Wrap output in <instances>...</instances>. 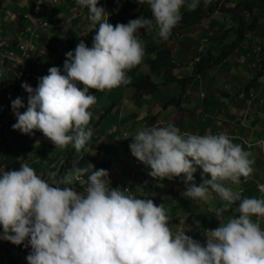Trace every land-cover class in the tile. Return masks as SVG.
Masks as SVG:
<instances>
[{
  "label": "clouds",
  "instance_id": "obj_1",
  "mask_svg": "<svg viewBox=\"0 0 264 264\" xmlns=\"http://www.w3.org/2000/svg\"><path fill=\"white\" fill-rule=\"evenodd\" d=\"M107 1L109 10L105 9L103 3H108L103 0H75L82 10L88 9L89 18L96 27L95 35L86 31L92 46L85 37L77 36L79 30H70L65 36L67 58L63 70L55 66L49 68L48 75L38 78L36 88L27 82L21 85L29 94L26 111H20L25 105L19 97L11 98L10 105L4 109L0 107V133L7 131L4 132L5 142L16 143L17 138L25 141L20 144L23 163L19 170L0 166V239L20 245L10 247L8 261L4 259L6 254L1 253L0 264H20L22 261L28 264H264V231L259 223L264 219V198L241 200L237 192L223 183L231 181L238 185L242 177L247 179L253 174L254 161L250 153L233 143L226 133L181 134L178 124L160 120L161 115L179 109L187 87L199 73L214 65L204 57L213 55L217 58L221 51L227 53L219 45V37L222 30L237 20L228 15L224 25L209 28L207 25L213 24L214 12L206 8L209 0L202 3L201 0H136L141 5L146 3L150 9L127 24L113 25L111 21L122 22L129 16L137 17L140 10L128 8L133 0ZM227 1L221 0L220 3L227 4ZM200 8L204 12L200 21L178 25L185 12L192 14ZM45 9V4L36 3L31 12H44ZM147 14L153 18H145ZM253 15L259 17L260 24L264 23V12L257 9ZM22 18L31 44H50L51 40L42 38V35L49 28L60 32L64 26L60 21H44L36 28L26 21L29 18L27 14ZM184 26L201 28L207 45L200 44L207 54L198 60L185 54L183 59L169 63L170 51L177 48L173 46L177 41H172L171 37ZM141 29L148 30L142 37ZM153 31H157L164 41L143 44L141 40ZM91 35L92 39L89 38ZM70 38H77L75 46H70ZM170 41L173 43L169 44ZM252 41L260 45L255 47L258 53L261 44L248 37L239 50L253 46ZM29 43L14 45L15 50L20 51L18 60L14 59L13 52L9 53L17 65L25 62L26 69H29V64L24 59L33 53ZM150 45L161 47L169 54L161 59L158 52L150 50ZM39 49L42 50V46L38 45L36 54H40ZM15 55L18 56V52ZM145 56L148 61L144 66L150 72L144 75L138 71L137 81L129 78L127 71L141 64ZM46 61L47 58L42 60V66ZM202 62L208 67L197 71ZM187 65L193 69L191 74L183 71ZM26 75L23 70L17 77ZM147 78L153 84L147 86ZM188 78L191 79L183 81ZM11 85L6 84L7 87ZM128 86L133 87L132 94L124 95L119 104L113 101L112 106L115 104L116 114L121 120V107H130L134 118L133 123L127 124L133 135L117 134L114 127L107 135L94 132L102 123L100 121L112 113H104L109 110L104 108L97 119V114L89 111L99 99L90 90L103 92L123 88L122 91L128 92ZM156 94L162 98L155 97ZM132 97L142 99L143 107L127 103L125 98ZM11 107L16 117L11 113ZM139 114L143 118L136 121ZM91 116L95 119L91 121L92 125L99 121L92 128L87 127ZM99 137L108 139L110 145L106 147L101 142L98 147L94 143L86 146L90 140ZM45 139L47 144L51 141L56 148L67 147L65 155L48 164V180L38 176V171L28 164L40 157L43 148L39 142L45 143ZM120 142H125V146ZM30 143L33 147L28 149ZM98 149L102 151L101 158L94 154ZM87 153L99 162H106L108 172L96 170L91 163L78 168L80 159ZM113 167L119 168L121 173L112 176L110 171ZM144 167L150 171V176L158 179L154 185H145ZM84 176L87 177V186L82 183L81 177ZM166 179H175L176 184L168 185ZM74 184L76 190L71 187ZM184 187L186 190L183 192ZM159 189H172L175 194H159L156 191ZM257 189L264 195V181L257 185ZM212 192L219 195V202L221 199L224 201L226 209L239 201L238 215L227 222L220 220L216 229L206 230V242L204 240L202 244L183 232V225L189 223L182 222L180 216L187 218V215L175 213L170 217L171 211L178 210L170 204L179 201L181 195L188 200L207 201ZM253 217L257 220L254 221ZM195 223L199 226V221ZM26 241V246H30L28 251L25 250ZM23 252H26V257Z\"/></svg>",
  "mask_w": 264,
  "mask_h": 264
},
{
  "label": "crops",
  "instance_id": "obj_2",
  "mask_svg": "<svg viewBox=\"0 0 264 264\" xmlns=\"http://www.w3.org/2000/svg\"><path fill=\"white\" fill-rule=\"evenodd\" d=\"M57 1H60V4ZM202 2L203 0H201V3ZM36 3L45 4V11L32 13L31 8ZM213 3L214 0H209L208 4ZM223 13L226 15L222 16L221 14ZM24 14L29 16L26 20L30 23L29 25H36V28L44 21L50 23L52 21H60L64 25L63 30L59 32V29L49 28L47 33L42 35V38L51 40V45L47 42L42 45L40 43L31 44V42L29 43L31 39L25 32L23 26L26 24V22H24L25 19L22 18ZM228 15L229 14L223 11H214L212 14L213 24H217V27L221 24L224 25V22L229 18ZM218 18H223L224 21H221L219 24ZM85 19L87 21H85ZM85 23H87V25H85ZM95 28V25L89 18L87 9L82 10V8L75 3V0H0V107L4 109L10 105L11 98L15 100L19 97L23 100L25 105L20 111H26L29 94L21 85L27 82L30 86L36 88L39 83L38 78L48 75L49 68L55 66L63 70L66 57L65 50L67 48L65 39L67 32L70 30H79L80 33H78L77 36L81 39L85 37L88 41V33L95 35ZM37 32L39 33V29H37ZM176 34H178V37L194 36V38H196V44H192L190 48L185 47L184 49L189 58H194L195 54H198L199 57L196 58V60H198L203 54H207V50H204L205 48H202L200 44H206V42L202 37V31L199 26H196L195 29L184 26L183 29L180 32L177 31ZM247 37L248 39H254L253 34ZM89 38L92 39V35L89 36ZM180 39L181 37L177 40ZM77 41V38H70V46H75ZM28 43L31 44L28 45V47L33 53L30 58L24 59V61L29 64V69H26L24 68L25 62L23 65H17V62L10 57L9 53L13 52V57L15 56L14 59L18 60L20 51H16L14 45H27ZM88 43L91 47L92 43L89 41ZM38 45L42 46V50L39 49L40 54L35 53ZM195 45L198 46L195 47ZM173 46H177V44H173ZM250 49L251 47H245L233 53L235 57L231 60L230 66H225V64L228 63L226 62L229 59L228 57L227 60L221 62L219 65H213L203 71L204 76H201V73H199L183 94L179 109L172 113L168 111L164 116L161 115L160 117L162 122L166 123L167 121L178 124L181 128V134L191 133L203 136L206 134L217 135L226 133L230 139H232L233 143L241 145L245 151L250 153V158L254 161L252 165L254 168L253 174L247 179L242 177L238 185L233 184L231 181L223 182L225 187L231 188L234 192H237L241 200L253 197L264 198V195L260 194L257 189V185L264 181V74L261 76L258 75V59L255 57V55H257L256 49L254 47L253 50H255V52L253 55H249L247 52H251ZM17 52L18 56L15 55ZM44 58H47V61L46 64L42 66V60ZM23 70H25L28 75L24 78L17 77V74ZM8 83H12V85L7 87L6 84ZM3 85L5 86L4 90L1 89ZM114 89L115 101L120 102L122 94L119 95V92H122L121 89L123 88H119V90L118 88ZM90 92L97 96L96 98H108L106 94H104L107 93V90L103 92L90 90ZM162 96L164 97L165 94L162 93ZM155 97L162 98L159 94H156ZM103 102V106H106L105 108L110 104L107 99ZM103 106H101L100 100L98 99L89 111L92 114L96 113L98 119L101 114L100 112L104 109ZM113 106H115V104H113ZM113 106L109 110L112 114L116 115L115 117L119 122L120 119L116 114L117 109L116 107L113 109ZM11 113L14 114L12 107ZM142 118L143 116L139 114L135 120L141 121ZM93 119L94 117L91 116V120L87 127L92 124L91 121ZM106 119L109 118H104L103 121H100L102 123H100L95 130L100 127L104 128V121ZM108 131L109 130H103V135H107ZM4 132L7 131L5 130L0 133V153L10 142H5ZM46 147L47 149H43L37 160L30 161L28 164L34 170L38 168L42 173H38L37 175L40 177L43 176L45 180H48V172L46 169L48 164L55 162V160L65 155L67 147L62 149L56 148L51 141L46 144ZM210 196V200H214V209H222V203L218 201L220 199L219 195L212 192ZM238 204L239 201L234 205L238 207ZM170 205L176 209L179 207L177 203ZM181 212L183 215H186L185 213H189L191 210ZM252 219L254 221L257 220L256 217ZM185 221L189 223L188 217ZM259 223L261 230L264 231V219H260Z\"/></svg>",
  "mask_w": 264,
  "mask_h": 264
},
{
  "label": "rangeland",
  "instance_id": "obj_3",
  "mask_svg": "<svg viewBox=\"0 0 264 264\" xmlns=\"http://www.w3.org/2000/svg\"><path fill=\"white\" fill-rule=\"evenodd\" d=\"M103 1L108 3L107 0H103ZM235 1H237V0H235ZM103 4H104L105 9H108L109 3H108V5H106L105 3H103ZM87 12H89L88 9H87ZM262 20H264V18H262ZM221 21H224V19L223 18L222 19L218 18L219 24L221 23ZM85 25H87V23H85ZM207 26L209 28H211V29H216L217 28V24H211V25L208 24ZM180 37H181V39L177 40ZM171 40L172 41L173 40H177V48H176V50L170 51L171 54H170L169 58L167 59L169 63H174L176 60L183 59L184 55L186 54L185 51H184L185 47L190 48L192 44H196L197 43V40H196V38H194V36H179L178 37V34L173 35L171 37ZM141 41H142L143 44H146V42H151V41H153V42H155L157 44H160V42H163L164 40H162L157 35V31H153L150 35L147 36V38H143ZM172 41H170L169 44H172L173 43ZM252 42H251V44H253V46H251V49H250L252 53L251 52H247V54H249V55H253V53L255 52V50H253V48L257 47L259 45L256 41H252ZM245 55H246V53H245ZM197 57H199V55L195 54L194 59H196ZM234 57H235L234 54L230 55L228 61H226L228 63L225 64V66H230L231 60ZM147 61H148V57L145 56V58L142 60L141 64H139L135 68L127 71V76L129 78H132L135 81H137L138 80V74H137L138 71L141 74H144V75H145V72L149 73L150 70L148 71V67L144 66ZM189 66L190 65H187L183 69V71L185 73L191 74L193 72V69L191 67H189ZM200 75L204 76V72H202ZM132 88H133L132 86L131 87L128 86V92H126V90H123L122 92H119V95L122 94L121 98H120V101H122L124 95H128L129 93L132 94V91H131ZM114 90L115 89L107 90L106 97H108V98H105V97H103L102 99L99 98L101 106L104 105L103 101L107 99V101L110 103L108 105V109L111 108L112 102L115 101ZM125 100H127V103H129L131 105H134V106H137V107H141V106L143 107V104H142L143 102H142V99H140V98L132 97V98H129V99L125 98ZM117 104H119V102H117ZM105 107L106 106H103V108H105ZM115 107L116 106H113V109H115ZM129 108H130L129 106H124V105L121 107V115L123 117V120L120 119L119 122L117 121L116 117H112V114H108V118L109 119H106L104 121L105 122L104 128H101V127L97 128L94 132H96V133H98L100 135H103V133H102L103 130H109V129H112L114 127L113 130L117 134H119V132H124V133H127L131 137L133 135V133L130 131V126L127 124V122L128 123H133L134 115H133V113H131V111H129ZM109 111L110 110L107 111V109H106L104 111V113H109ZM98 122L99 121H95L93 123V125L90 124V128H92V126H95ZM179 130L181 131V128ZM107 141H108V139H104V137H99L97 140H90L86 146L94 143L98 147L100 145V143L102 142L103 146L108 147L110 145V143H107ZM46 144H47L46 139H45V143H42V141L39 142V146H41L45 150L47 149ZM120 144L125 146V142H120ZM100 153H101V155H100ZM94 154H99V156H98L99 158L102 157V151L100 149L94 151ZM130 154H132L131 151H130ZM53 166H54V164L52 165V167ZM35 170L40 172V170L38 168H35ZM149 172L150 171H147V168H145V167L142 169V176H143V179L146 181L145 182L146 186H149L151 184L154 185L155 182L158 180V179H155L152 176H150ZM120 173H121V171H120L119 168H114L113 167L111 169V171H110V174L112 176H113V174H120ZM37 174H38V172H37ZM159 182L162 184V181L159 180ZM165 182L168 185L176 184L175 179L174 180H167L166 179ZM71 187H74L75 190H76V184L72 185ZM185 190H186V188L183 189V192ZM213 202H214V200L211 201L210 197H209V199L207 201H199V200H192V199L188 200V199H185V197L183 195H181L180 196V200L176 201V203H177L178 206L180 204H182V205L178 207V210L171 211V212H170V209H171V207H170L169 208L170 217H172L175 213H178V215H179L180 213H182L181 211L191 210V212L185 213L187 215L188 219H189V224L188 225H183L185 227L183 232H185L186 235H189L193 239H195V240L199 241L200 243L204 244V240L206 239V236H205L206 230L216 229L217 227L220 226V223H221L220 220H222L223 222H227L229 219L233 218V216L238 215V213L236 212L237 207L234 204L231 206V208H227L226 209V208H224L225 204L223 205L224 201L221 199L222 207H223L224 210L217 212L216 209H214L215 206L213 205L214 204ZM175 216H174V219L177 220V217H175ZM180 218H181L182 222H185V219H186L185 216H184V218L182 216H180ZM196 221H199V226L196 225V223H195ZM1 230L2 229H0V234H2ZM1 242L4 245L2 244V246H0V250H1L0 254L1 253L6 254V255H4V259H5V261H8L10 259V257H9V254H7V253L9 251L10 247L11 246L19 247L20 245H15V244L11 243L10 241L0 239V243ZM205 242H206V240H205ZM24 245H25V250H27V251L30 250L29 249L30 246H26L27 245V241L25 242ZM25 253L26 252H23V255L26 257L27 255ZM20 264H28V262L27 261H22V262H20Z\"/></svg>",
  "mask_w": 264,
  "mask_h": 264
},
{
  "label": "trees",
  "instance_id": "obj_4",
  "mask_svg": "<svg viewBox=\"0 0 264 264\" xmlns=\"http://www.w3.org/2000/svg\"><path fill=\"white\" fill-rule=\"evenodd\" d=\"M221 0H218L217 2H214L213 4H207L206 8L209 12H213L216 10H220L223 12H226L231 16L233 19L235 18L237 21L236 23H231L226 30H222L220 34V41L221 43L219 44L222 46L227 53H223L224 51L220 52L219 57L217 56L214 57L213 55H208L205 56L204 59L207 60L209 63L212 62L211 64L214 65H219L222 60H224L228 55L232 54L234 51L237 49L239 50L241 43H244L245 38L248 35H252L254 37V40H257L261 44V48L257 55L258 62V68H259V73L258 75H263L264 74V23L260 24V20L258 16L253 15V11L259 10L261 12H264V0H228L227 4H221ZM128 8H130L132 11L134 9H139V14L137 17L135 15L129 16V19L123 20L121 22L114 20L111 21L110 23L113 25L123 23L127 24L130 20L132 19H137L142 16L143 11H148L150 7L145 3L144 5H141L136 2V0H133L131 4L128 5ZM192 14H189V12H185V14L182 15L183 19L178 25H184V24H190L193 22H198L202 19L203 15V10L202 8L197 9L195 11H192ZM113 13V12H112ZM127 14V13H125ZM223 15H226L223 13ZM133 17V18H132ZM145 18L152 19L153 16L147 14ZM235 26V27H234ZM234 27L233 29H231ZM155 29V28H153ZM140 37H142V34H145L146 31L148 30H140ZM257 33L259 35H257ZM162 48L157 47V46H152L150 45V50L153 52L155 51L156 53H159V56L161 59H165L167 55L169 54L168 51L166 50H161ZM148 52V51H146ZM254 57V58H255ZM154 67V66H153ZM208 67L207 64L203 65V62L199 64V67L196 68L197 71H200L202 69H206ZM191 78L183 80L189 81ZM145 84L149 86L150 84H153L149 78L145 80ZM22 142H25L24 140H21L20 138H17L18 146H16V143H8L3 151L1 160H0V166L4 165L8 169H16L19 170L20 164L23 163L22 154H21V149H20V144ZM33 147V143H30V146L28 149ZM93 164L95 166L96 170L99 169H105L108 172L109 165H107L106 162L104 161H97L96 158H93L89 153H87L85 156H83L82 159L79 161V167L78 168H84L87 167L89 164ZM83 179L82 183L86 184L84 186H87V177H81ZM159 192V194L165 193H170L171 195H174L175 192L172 189H159L156 190ZM176 197V196H173ZM15 264V263H14Z\"/></svg>",
  "mask_w": 264,
  "mask_h": 264
}]
</instances>
